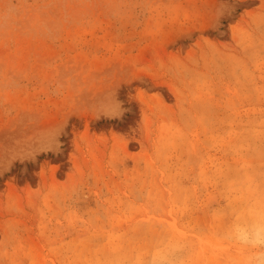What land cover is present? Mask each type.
<instances>
[{
  "label": "rangeland",
  "instance_id": "obj_1",
  "mask_svg": "<svg viewBox=\"0 0 264 264\" xmlns=\"http://www.w3.org/2000/svg\"><path fill=\"white\" fill-rule=\"evenodd\" d=\"M264 213V0H0V264H246Z\"/></svg>",
  "mask_w": 264,
  "mask_h": 264
},
{
  "label": "clouds",
  "instance_id": "obj_2",
  "mask_svg": "<svg viewBox=\"0 0 264 264\" xmlns=\"http://www.w3.org/2000/svg\"><path fill=\"white\" fill-rule=\"evenodd\" d=\"M236 238L249 248L258 250L247 258L246 264H264V213L257 212L249 227L238 233Z\"/></svg>",
  "mask_w": 264,
  "mask_h": 264
}]
</instances>
